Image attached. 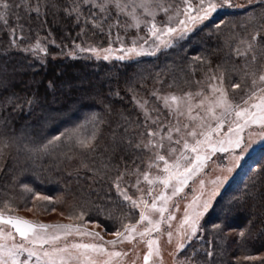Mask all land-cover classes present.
Segmentation results:
<instances>
[{
    "label": "trees",
    "instance_id": "obj_1",
    "mask_svg": "<svg viewBox=\"0 0 264 264\" xmlns=\"http://www.w3.org/2000/svg\"><path fill=\"white\" fill-rule=\"evenodd\" d=\"M7 2L8 9L0 8L7 21H0V210L34 208L39 194L50 198V211L67 218L82 211L83 221L75 223L107 234L139 218L113 180L123 174L121 187L138 199L134 173L148 170L152 154L135 145L155 127L146 123L141 105L164 119L161 94L195 93L221 73L229 87L240 82L233 71L243 64L237 49L264 24L263 2L220 13L155 57L103 61L79 48L116 46L117 35L127 42L134 35L113 4L101 11L84 0ZM13 29L23 37L15 43ZM258 43L264 45V32ZM243 89L233 92L243 95ZM73 132L81 138L95 132L96 150L64 136L41 150L55 136ZM180 258L183 264H264V148L224 190Z\"/></svg>",
    "mask_w": 264,
    "mask_h": 264
},
{
    "label": "snow or ice",
    "instance_id": "obj_2",
    "mask_svg": "<svg viewBox=\"0 0 264 264\" xmlns=\"http://www.w3.org/2000/svg\"><path fill=\"white\" fill-rule=\"evenodd\" d=\"M84 2L93 3L101 11H105L107 4L111 3L120 13L131 17L134 21L132 26L139 27L142 22L148 25V35L155 45L153 50L148 51L143 45L137 46L133 41L130 47L125 48L121 45L119 51L123 54L115 57L118 60L154 55L161 47H172L175 41L186 38L194 25L208 20L219 8L233 6L232 0H197L196 7L193 8L190 0H185L187 4L185 8L173 10L174 16L170 15L167 22L157 24L155 20L157 12L165 14L169 12V8L161 0H104L101 4H95V0H84ZM9 7L7 0H0V8ZM137 9L140 10L139 13ZM35 11L38 13L39 8L37 7ZM142 17L150 19H142ZM173 20H175L174 24ZM0 21L7 22L3 13H0ZM262 32H264V24L251 34L250 40L241 41L244 45L243 50L237 49V56L243 58V64L233 69L237 72L240 82L232 83L231 88L235 91L241 89L242 84L244 85V94L239 102L229 99L228 89L223 85L224 76L221 73L219 77L215 75L211 77L218 83L211 85V93L208 95L198 91L187 92L183 96L162 97L163 105L171 116L167 124L162 123L159 116L153 118L147 111L145 112L146 123L150 121L155 127H148L147 140L137 143L135 147L149 150L152 157L147 165V171L134 174L137 175L135 186H139L141 178L149 185L147 195L151 203L143 196L133 199L127 194V188H122L120 183L123 174L113 180V185L123 200L129 202L132 208L139 210L136 223L122 222L121 227L111 233L115 239L105 240L100 232L90 231L83 223L32 221L0 210V264H124L129 252L117 250V246L125 243L133 244L138 238L148 249L143 256V264H159L162 259L161 249L158 237L153 234H163L162 225L167 224L171 227L170 222L175 216L169 211L170 201L180 195L194 177L203 172L212 156L217 153H229L235 165L241 159V156L235 155L236 150L247 151L254 136L264 140V45L258 43ZM22 38L17 37L13 29V43L16 39ZM144 42L147 43V39ZM35 47L44 51L39 43ZM79 50L96 53L99 58L100 50L95 48H79ZM103 51L108 53L103 59L109 60L113 50L108 48ZM141 107L143 108L144 105L142 104ZM253 128H259L261 131H249ZM62 136L69 141L75 140L82 149L96 150L95 132L87 138H81L75 132L66 136L62 133L50 140L41 150L47 151L48 147L55 145ZM165 152L167 155L163 154ZM153 168L157 169V174L154 176L151 173ZM228 171L231 172L232 169L229 168ZM226 179L227 177H218L213 180L212 183L216 187L207 194L206 199H202L205 193L201 191L200 195L188 204V209L191 211L185 213L180 224L178 231L180 237L194 235L197 232L201 216L209 210L213 198L217 195L218 187ZM199 184L203 189L202 179ZM155 186H159V191L153 195ZM27 190L31 191V189ZM139 190L143 191V189ZM34 198L50 201L49 197L39 194H35ZM4 208L10 209L11 206L5 204ZM51 211H55V208ZM165 213H168L167 217ZM84 215V212L80 211L70 215L69 219L83 221ZM153 215H157V218L153 219ZM139 225H144L142 230L139 229ZM185 225L190 229V233L185 229ZM166 235L171 243L172 231H167ZM240 235L243 236V233ZM70 237L91 239L83 242L82 239L70 240ZM145 237L149 239L145 240ZM184 247V243L178 242V250ZM25 254L26 258L22 259ZM208 255L210 256L211 253Z\"/></svg>",
    "mask_w": 264,
    "mask_h": 264
},
{
    "label": "rangeland",
    "instance_id": "obj_3",
    "mask_svg": "<svg viewBox=\"0 0 264 264\" xmlns=\"http://www.w3.org/2000/svg\"><path fill=\"white\" fill-rule=\"evenodd\" d=\"M103 2L104 1H102V3ZM263 2H264V0H236V3L235 4L232 3L233 6H231V7H229V6L221 7L215 13H213L208 20L204 21L202 24L194 25L192 31L186 36V38L189 37L197 29L201 28L206 23L210 22L212 19H214L216 16H218L222 12L246 10L249 7H252L254 5H257L258 3H263ZM190 3L192 5V7L195 8L196 4H197V0H190ZM165 6L169 8V12L167 14H165L163 12L158 11L156 18H155L157 24L167 22L168 17L170 15H172V16L175 15L173 10H176V9L182 10L183 8H185L187 6V4H186L185 0H167ZM137 12L139 13L140 10L137 9ZM162 14L165 16L163 18V20L160 19ZM122 16H124L123 22H126V20H127V22L129 23L128 29L133 31V33H134L133 36H135V37L133 38V36H132L130 41L128 40V42H127V39H126L127 36H126V38L123 39L122 37L117 35V37L115 39L117 41L116 46L111 45V46H108L105 48L90 47V48H95L97 50H100L99 51V58L97 57L96 53H93L90 51L85 52V54H89L92 57H94L98 60H103V61L132 62V61L140 60V59H143L146 57H155L158 55V53L160 51L168 49V48L161 47L159 50L155 51L154 55H144V56H139V57L134 56V57H131V58H128L125 60L116 59L115 58L116 56L123 54L122 52L119 51V49L121 48V45H123L125 48H127V47L132 46L133 41L136 42L137 46L143 45V47L148 51H152L153 48L155 47V45L153 44L152 38H150L148 35V31H147L148 25L146 23L142 22L139 25V27H134V26H132L134 21L131 19V17H129L125 14H123ZM142 19H150V18L142 17ZM117 21H120V20H117ZM172 23L174 24L175 20H173ZM186 38H184V39H186ZM145 39H147V43L144 42ZM178 41H180V40H178ZM176 42L177 41H175L174 44ZM108 48H111L113 50V52L110 54L109 60H104L103 56L105 54H108V53H105L103 50L108 49ZM217 83H218V81L211 79V81H208V83L203 86L204 89L202 88L200 90V92H203L205 95L210 94L211 93V85L217 84ZM223 85L225 88L228 89L229 99L233 100V102H239V99L242 95H239V94H236L235 92H233L231 87L226 85V82L224 80H223ZM170 95L183 96L182 94H179V93H166V94H161L158 96V100L161 103L162 109L165 110L167 115H168V117H165L164 119H162V116H159L161 122L164 124H167L169 122V120L171 119V116H170L169 110L164 107L163 100L161 98L162 97H168ZM233 96H234V98H233ZM235 97L237 98V100L235 99ZM143 110H144V113L147 111V113H149L153 118H155L158 114V111H155V110L153 111L152 109H150L148 107L147 104L144 105ZM152 126H154V125H152ZM226 129H227V124L225 125V130ZM249 131L259 132V131H261V129L253 128V129H250ZM221 135H223V132L221 133ZM247 142L248 141H246V143ZM263 148H264V140H259L258 137H255V136L252 137L251 146L247 148V151L241 152L239 149L236 150L235 155L241 156V159L235 165L233 164V161L231 160L229 153H217L216 155L212 156V158L207 162V166L205 167L203 172H201L199 175L194 177L189 182V185L185 187L184 191L180 195L174 197L172 199V201H170L169 211L172 213V215L175 216V219L170 222L171 227H169L167 224L162 225L163 234H155V233L153 234L154 236H157L159 239V246L161 249V256H162V259H160L159 264H183V262L180 258V252L182 250H184L187 247V245L190 244L199 235V233L201 232V229H202V223H203L204 219L207 217L209 212L212 210V208L214 207L215 203L220 198V196L222 195L224 190L228 187V185L234 180V178L242 170V168L247 163V161L255 153L259 152ZM163 154L167 155L166 152ZM160 163L162 166V162H160ZM229 168L232 169L231 172L228 171ZM151 173L153 176L156 175L157 169H155V168L151 169ZM218 177H221V178L227 177V179L224 181L223 184H221L218 187L217 195L213 198L212 204H211L209 210L203 216H201L199 223H198L197 232L194 235H184L183 237H180L178 235V231L180 230V224L184 218L185 213L191 211L190 209H188V204L191 203L197 196H199L201 191H203L205 193V195L202 197V199H206L207 194L209 192H211V190L213 188L216 187L215 185H213L212 181L216 180ZM201 179L204 181L203 189H201V186L199 184V181ZM148 188H149V185H147L146 182L141 180L140 189H143V191L139 190V192H140L139 197L143 196L145 199L149 200V203H151V199L147 195ZM158 191H159V186H155V191L153 192V195H156ZM39 201H40L39 203L34 205L35 206L34 208H31V211H29V210H21V211L20 210H13V212H6V213L15 214L18 216H23V217H25L29 220H32V221H42L45 223H74V224H77L73 220H70L69 218L62 215L61 213H59L57 211L51 212L50 209H47L49 207L48 201H47V203L45 201L44 202H42L41 200H39ZM167 215H168V213H165L166 217H167ZM155 218H157V215H153V219H155ZM85 225L90 231L100 232L101 235L104 236L105 240L115 239V237L113 235L105 233L104 230L99 226L92 225V224H85ZM143 227H144V225H139L140 230H142ZM185 229L187 230V232L190 233V229L187 228V225H185ZM167 231H172V233H173L171 243H169V241H168V237L166 235ZM69 239L70 240H81L82 239L83 242H87L91 238H89V237H84V238L70 237ZM144 239L147 240V239H149V237H145ZM178 242L184 243L185 247L182 250L177 249ZM61 243H63V241H61ZM117 250H123V251L129 252V255L124 260V264H133V261H135V264H143V256L148 251L146 244L144 242H141L139 240V238L137 239V241L133 242V244L125 243L123 245H118ZM24 258H26V254H25V257H22V259H24Z\"/></svg>",
    "mask_w": 264,
    "mask_h": 264
}]
</instances>
